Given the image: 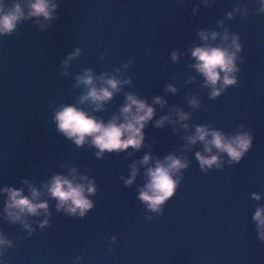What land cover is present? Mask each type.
<instances>
[{
  "label": "water",
  "instance_id": "water-1",
  "mask_svg": "<svg viewBox=\"0 0 264 264\" xmlns=\"http://www.w3.org/2000/svg\"><path fill=\"white\" fill-rule=\"evenodd\" d=\"M51 2L57 5L52 19L28 17L11 35H0V189L21 188L29 196L31 186L50 213L44 228L39 227L43 215L28 216L29 234L8 218V194L0 192V232L12 244L0 259L5 264H264V241L253 220L264 206V14H255L256 0ZM14 3L27 13L29 0H3L8 9ZM201 31L213 45L222 43L225 31L238 35L242 45L238 84L216 98L192 67L191 50L205 43ZM77 49L79 55L69 59ZM86 70L97 87L105 74L129 82L94 110L90 102L79 103L87 88L78 77ZM129 93L154 108L138 150L97 158L90 143L77 146L57 131L53 116L61 106L75 105L107 123L119 117ZM155 97L166 103H153ZM176 110L189 119L177 123ZM165 115L170 120L157 127ZM199 125L225 136L249 130L252 147L232 165L225 153H217L222 168L203 172L195 158L196 152L203 154V143L188 145L185 139ZM145 154L151 157L147 165L140 163ZM168 155L188 166L177 174L180 183L157 215L137 195L147 183L146 169ZM132 165L137 174L125 185ZM73 169L77 182L87 176L96 185L88 196L94 206L82 218L57 211L44 187L54 175L69 176Z\"/></svg>",
  "mask_w": 264,
  "mask_h": 264
},
{
  "label": "clouds",
  "instance_id": "clouds-1",
  "mask_svg": "<svg viewBox=\"0 0 264 264\" xmlns=\"http://www.w3.org/2000/svg\"><path fill=\"white\" fill-rule=\"evenodd\" d=\"M256 3L259 6L254 9L255 14H264V0H256ZM27 7V13L18 3H14L8 9L3 6V0H0V35H11L17 26L28 17L43 16L45 19H52L57 5L51 0H29ZM237 10L239 9H234V11ZM232 16V12L227 13L229 19ZM198 35L205 43L203 46H196L191 50V56L196 60L192 67L204 77L205 86L210 88V98H216L226 87L238 84L236 74L240 68L237 61L241 60L242 62V58L238 57V53L242 50V45L239 42L240 37L236 34L230 35L225 31L221 37L222 43L213 45L208 43L209 35L205 31L199 32ZM217 35L218 33L211 32V40L215 41ZM76 55H79V49L73 52L69 59ZM171 59L176 61V52L172 53ZM67 63L68 61H64V64ZM96 79L90 70H86L83 76L78 77V83L87 88V92L80 97L79 103L90 102L95 106L94 110L102 109L104 103L120 90L119 86L129 82L105 74L98 78L101 84L97 87ZM218 82L219 86H217ZM167 90L176 91L171 85L167 86ZM153 103L163 106L166 101L161 97H155ZM189 103L193 108L198 106L195 98H192ZM175 115L177 116V123L189 119L187 113L179 110H176ZM153 116L154 108L151 105L147 104L145 100L139 99L135 94L129 93L126 95L125 103L120 108L119 117L114 116L107 123L96 119L75 105L61 106L55 112L53 120L56 123L57 131L72 140L77 146H82L86 142L90 143L97 149L96 157L100 158L105 152H121L129 147L138 150L142 146L144 138L142 130L152 120ZM166 120H170V115L162 116L155 124L159 127ZM182 127L187 128L188 125L184 124ZM185 139L188 145L195 144L197 141L203 143V154L196 152L195 158L199 162L201 171L207 172L212 168H222L224 160L217 153H225L229 165L239 163L251 149L254 136L249 130L238 131L234 136H225L220 131L199 125L195 126V133L185 137ZM213 148L216 149V153H213ZM150 159L151 157L145 154L140 163L147 165ZM187 166V160L168 155L164 161L157 160L154 167L150 166L146 169L145 174L148 180L144 187L139 190L137 198L144 203L148 211L155 212L157 215L162 213V206L174 195L180 183V176L177 174ZM74 173L75 170L73 169L69 176L54 175L44 187L49 196L56 199L57 211L63 210L69 215H78L82 218L94 206L93 201L88 196L95 193L96 185L94 179H89L87 176H80V182H77V176ZM136 174L137 168L132 165L130 177L124 181L125 185H130ZM121 178L123 179V177ZM0 192L8 194L5 209L8 218L12 222L19 221L23 224L25 228L29 229V234H31L32 229L25 222L28 216L43 215L44 219L40 222L39 227L44 228L48 225L50 213L48 212L47 201L37 202L41 193L35 188L30 186L29 196L24 195L21 188L9 186L0 189ZM251 197L257 201L261 199L260 195L256 193H252ZM253 220L256 221L258 239L264 241V206L256 209ZM112 240L115 241V237ZM8 247H12L11 241L0 232V256ZM80 260V256L75 257V262ZM0 264H5V261L0 259Z\"/></svg>",
  "mask_w": 264,
  "mask_h": 264
}]
</instances>
